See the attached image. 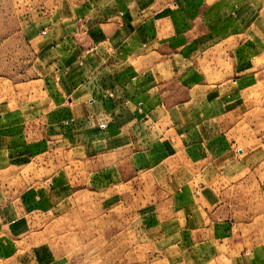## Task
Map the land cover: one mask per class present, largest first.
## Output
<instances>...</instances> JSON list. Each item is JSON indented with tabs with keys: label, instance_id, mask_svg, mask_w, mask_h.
I'll list each match as a JSON object with an SVG mask.
<instances>
[{
	"label": "crops",
	"instance_id": "obj_1",
	"mask_svg": "<svg viewBox=\"0 0 264 264\" xmlns=\"http://www.w3.org/2000/svg\"><path fill=\"white\" fill-rule=\"evenodd\" d=\"M34 14L41 112L0 110V181L38 160L45 178L33 197H0V261L68 264L34 243L28 218L92 206L134 213L130 236L171 240L174 258L188 240L192 264L193 248L203 264H264V138L249 116L264 78V0H53ZM135 186L167 198L136 208Z\"/></svg>",
	"mask_w": 264,
	"mask_h": 264
},
{
	"label": "rangeland",
	"instance_id": "obj_2",
	"mask_svg": "<svg viewBox=\"0 0 264 264\" xmlns=\"http://www.w3.org/2000/svg\"><path fill=\"white\" fill-rule=\"evenodd\" d=\"M52 2L53 0H0V110L3 112L21 118L41 112L42 88L40 82L36 81L38 77L30 74L35 46L31 43L26 26L32 16L36 15L35 12H44L50 8ZM250 97L256 108L249 114L255 123V129L251 132L264 138V78L260 93L255 92L250 94ZM248 128L250 129L246 126L245 134L248 133ZM236 159L238 158L232 156L227 159L229 174L239 173L236 169ZM37 164H40L39 160L27 166L19 177H15L17 173L12 169L14 172L11 171V174L5 176L4 183L0 181V197L8 200L13 197H27L30 194L35 196V192L39 191L36 181L45 178L43 171L36 172ZM236 179H232L233 184ZM119 193L120 191L116 195ZM167 193L157 189H145L141 192L135 186L127 199L128 203L132 199L137 208L148 201L164 196L167 198ZM122 198L124 199V194ZM21 204V213H24L38 208L40 202L39 199H34L30 203L27 200L25 205L21 201ZM94 208L89 206L87 210L82 209L66 217L67 219L33 213L28 219L31 233L35 236L34 243H48L55 255L62 256L68 264H192L188 240H184V243L182 241L180 245L176 244L177 253L174 258L169 252L173 248L171 240L166 239L164 246L158 248L155 241L147 245L142 243V239L130 236L127 231L128 222L134 213L123 211L111 217L108 213L95 216ZM192 256L193 263L196 261V264H203V255L200 254L199 248H193ZM19 260L4 259L0 264H22Z\"/></svg>",
	"mask_w": 264,
	"mask_h": 264
}]
</instances>
